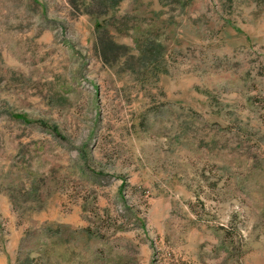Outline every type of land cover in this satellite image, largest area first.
I'll return each instance as SVG.
<instances>
[{"label":"rangeland","instance_id":"1","mask_svg":"<svg viewBox=\"0 0 264 264\" xmlns=\"http://www.w3.org/2000/svg\"><path fill=\"white\" fill-rule=\"evenodd\" d=\"M0 264H264V0H0Z\"/></svg>","mask_w":264,"mask_h":264}]
</instances>
